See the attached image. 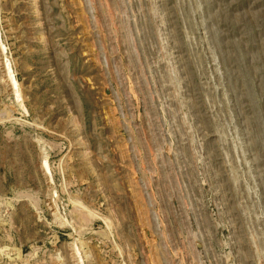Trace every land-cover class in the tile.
Returning a JSON list of instances; mask_svg holds the SVG:
<instances>
[{
  "label": "rangeland",
  "instance_id": "rangeland-1",
  "mask_svg": "<svg viewBox=\"0 0 264 264\" xmlns=\"http://www.w3.org/2000/svg\"><path fill=\"white\" fill-rule=\"evenodd\" d=\"M0 264H264V0H0Z\"/></svg>",
  "mask_w": 264,
  "mask_h": 264
},
{
  "label": "bare ground",
  "instance_id": "bare-ground-1",
  "mask_svg": "<svg viewBox=\"0 0 264 264\" xmlns=\"http://www.w3.org/2000/svg\"><path fill=\"white\" fill-rule=\"evenodd\" d=\"M8 72L10 73L9 75H10V78H11V80L13 81V83L15 84V78H14V76H13V74H12V72H11V69H10V67L8 66ZM14 86V85H13ZM46 163V162H45ZM44 165V164H43ZM44 166H46L47 167V165H44Z\"/></svg>",
  "mask_w": 264,
  "mask_h": 264
}]
</instances>
